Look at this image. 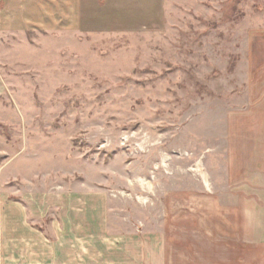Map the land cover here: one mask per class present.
I'll return each mask as SVG.
<instances>
[{
	"label": "rangeland",
	"instance_id": "1",
	"mask_svg": "<svg viewBox=\"0 0 264 264\" xmlns=\"http://www.w3.org/2000/svg\"><path fill=\"white\" fill-rule=\"evenodd\" d=\"M57 17L1 40L0 242L6 208L45 231L74 195L142 248L250 204L264 235V0H57Z\"/></svg>",
	"mask_w": 264,
	"mask_h": 264
},
{
	"label": "crops",
	"instance_id": "2",
	"mask_svg": "<svg viewBox=\"0 0 264 264\" xmlns=\"http://www.w3.org/2000/svg\"><path fill=\"white\" fill-rule=\"evenodd\" d=\"M57 18V0H5L0 12V57L4 35L25 34L31 27L56 29ZM87 198L74 195L61 201L57 208L61 207L65 218L57 217V223L45 231L35 229L24 218L20 207L6 208L0 264H255V243L262 241L260 245L264 248V235L255 237L252 229V204L246 205V211L241 212L238 220L227 213L214 220V229L209 235L200 219L196 224L192 220L186 225L185 221L191 218L179 219L182 227H194L185 230L188 232L179 233L171 228L164 235H144L149 241L158 242L160 238L165 241L164 250L159 251L156 244L142 248L141 234H111L109 220L94 216L95 210L103 208L95 207L93 197L92 202ZM105 211L108 213V209ZM36 215L42 220L41 213ZM236 221L237 224H233ZM171 222V227H175ZM173 241H182L181 248H175Z\"/></svg>",
	"mask_w": 264,
	"mask_h": 264
}]
</instances>
